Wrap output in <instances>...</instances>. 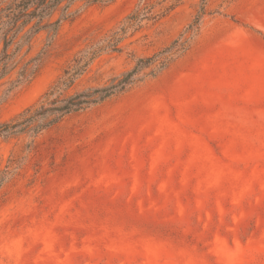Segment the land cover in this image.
Segmentation results:
<instances>
[{"label":"rangeland","instance_id":"1","mask_svg":"<svg viewBox=\"0 0 264 264\" xmlns=\"http://www.w3.org/2000/svg\"><path fill=\"white\" fill-rule=\"evenodd\" d=\"M176 1L157 5L167 14L96 60L77 88L183 32L202 0ZM138 2L90 5L66 21L34 79L0 84V122L38 102ZM189 43L155 77L37 137L0 136V173L10 172L0 264H264V0H207Z\"/></svg>","mask_w":264,"mask_h":264},{"label":"trees","instance_id":"2","mask_svg":"<svg viewBox=\"0 0 264 264\" xmlns=\"http://www.w3.org/2000/svg\"><path fill=\"white\" fill-rule=\"evenodd\" d=\"M116 0H0V84L14 87L30 82L49 61L52 46L62 25L74 19L83 8L94 4L108 5ZM158 4L139 0L136 8L116 28L93 38L78 50L62 74L35 104L9 121L0 122V136L5 138L40 133L59 125L67 117L95 107L127 91L131 86L155 77L166 69L175 57L189 47L191 37L200 27L206 13L202 0L194 20L168 45L149 56L138 57L134 65L103 83L77 88L96 60L108 53L121 52L124 41L167 14L157 11ZM176 2H180L177 0ZM82 3L81 6L79 4ZM176 4H172L176 6ZM172 7H168L171 9ZM46 35V43L33 55L35 42ZM16 75V79H13ZM6 169L0 173V187L10 177Z\"/></svg>","mask_w":264,"mask_h":264}]
</instances>
